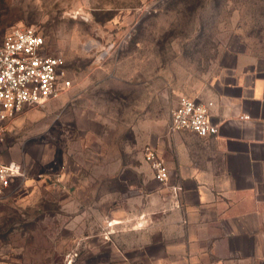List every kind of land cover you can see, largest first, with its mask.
<instances>
[{"label":"rangeland","instance_id":"obj_1","mask_svg":"<svg viewBox=\"0 0 264 264\" xmlns=\"http://www.w3.org/2000/svg\"><path fill=\"white\" fill-rule=\"evenodd\" d=\"M17 26L72 84L8 124L1 158L26 177L0 197V264H79L93 236L123 235L179 101L264 70V0H0V43Z\"/></svg>","mask_w":264,"mask_h":264},{"label":"crops","instance_id":"obj_2","mask_svg":"<svg viewBox=\"0 0 264 264\" xmlns=\"http://www.w3.org/2000/svg\"><path fill=\"white\" fill-rule=\"evenodd\" d=\"M229 72L208 99L218 134L156 136L168 183L145 162L153 186L112 223L124 234L93 236L79 264H264V70Z\"/></svg>","mask_w":264,"mask_h":264},{"label":"built area","instance_id":"obj_3","mask_svg":"<svg viewBox=\"0 0 264 264\" xmlns=\"http://www.w3.org/2000/svg\"><path fill=\"white\" fill-rule=\"evenodd\" d=\"M66 75L63 59L46 54L45 39L37 29L17 26L5 34L0 43V149L13 119L26 108L42 106L70 88L72 82ZM213 106L210 100L182 98L171 113L169 132H190L202 138L216 136L219 129L212 121ZM143 160L157 182L168 183L169 169L154 146L143 149ZM25 177L20 164L5 163L0 155V197ZM180 191V187L174 188L176 197Z\"/></svg>","mask_w":264,"mask_h":264},{"label":"bare ground","instance_id":"obj_4","mask_svg":"<svg viewBox=\"0 0 264 264\" xmlns=\"http://www.w3.org/2000/svg\"><path fill=\"white\" fill-rule=\"evenodd\" d=\"M119 222H116V224H118Z\"/></svg>","mask_w":264,"mask_h":264}]
</instances>
